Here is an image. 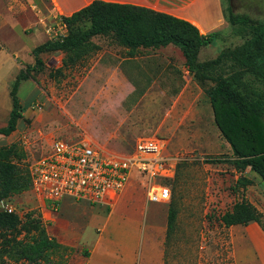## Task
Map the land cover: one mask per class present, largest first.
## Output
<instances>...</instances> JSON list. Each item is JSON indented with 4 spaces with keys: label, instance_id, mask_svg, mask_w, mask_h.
<instances>
[{
    "label": "rangeland",
    "instance_id": "rangeland-1",
    "mask_svg": "<svg viewBox=\"0 0 264 264\" xmlns=\"http://www.w3.org/2000/svg\"><path fill=\"white\" fill-rule=\"evenodd\" d=\"M38 1L41 0H0V13L17 17L0 25V41L24 60L33 58L28 49L44 36L37 31L24 34L19 28L27 20L20 14H34ZM221 1L223 12L230 5L236 13L264 19V0ZM44 2L42 7L47 5ZM223 24L215 41L200 49L199 60L214 58L224 48L234 47L248 37L247 30L239 35L226 20ZM88 26L83 22L78 28ZM30 28L29 24L22 26L26 32ZM47 33L51 38L52 32ZM92 40L99 49L62 72L56 71L62 63V52L40 54L42 66L31 71L30 78L22 81L18 89L22 117L14 132L0 135V146L16 142L25 154L22 164L28 166L49 150L55 138L75 141L86 137L101 151L113 154L129 152L139 137L163 138L164 153L178 158L177 173L170 183L171 197L165 203L176 209L174 229L165 235L166 264L227 261L232 252V227L222 225L218 215L245 197L263 213L264 227V180L249 168L243 172L235 169L232 150L215 125L205 94L211 83L199 82L186 70L184 57L175 45L129 50L112 35L94 36ZM121 64L135 85L119 67ZM24 66L20 63V67ZM232 69L223 64L217 72L228 74ZM17 72L16 62L5 53L0 54V126L8 119L9 89ZM240 82L248 94L264 89L248 72L241 75ZM141 89L143 93L138 94ZM243 177L251 179L252 184L243 186ZM127 188L145 197V188L136 177ZM8 201L20 212L34 210L42 219L30 190L10 196ZM151 204L146 203L149 208ZM112 206L71 202L53 214L54 221L42 219L48 235L66 247L52 251L50 261L36 264H69L70 260L79 264L76 260L85 259L91 248L85 240L99 236L102 222L98 221L115 210L116 206ZM148 212L146 208L144 215ZM68 220L83 232L85 240L80 231L67 226ZM0 264L34 263L0 255Z\"/></svg>",
    "mask_w": 264,
    "mask_h": 264
},
{
    "label": "trees",
    "instance_id": "trees-1",
    "mask_svg": "<svg viewBox=\"0 0 264 264\" xmlns=\"http://www.w3.org/2000/svg\"><path fill=\"white\" fill-rule=\"evenodd\" d=\"M223 13L225 20L236 27V34L241 35L247 30L248 37L203 61L198 59L200 49L213 43L219 31L203 34L190 21L165 12L134 4L93 0L70 15L60 16L67 26L66 35L49 38L32 49L34 64L21 67L9 89L11 108L6 123L0 126V135L8 136L15 131L18 119L22 117L18 88L22 80L30 78L31 71L42 66L40 54L62 52L61 66L56 68L57 72H62L99 49L92 40L94 36L112 35L129 50L156 49L172 44L180 49L186 70L199 82L211 83L205 88V94L215 125L230 145L235 169L243 172L249 168L264 180V89L248 94L240 87V78L245 72L264 85V19L236 13L230 5ZM83 22L89 26L79 29L78 25ZM223 64H229L232 71L228 74L217 72ZM49 74L54 75L51 71ZM138 93H143V89ZM24 156L16 142L0 146V200L30 190L28 166L22 164ZM176 173L177 168L175 176ZM174 179L169 183L172 184ZM241 183L247 186L252 180L243 177ZM175 218L176 209L169 205L166 235L174 229ZM262 218L263 213L245 197L218 215L219 222L226 227L255 221L264 230ZM65 247L48 235L41 217L34 210H28L22 216L0 210V255L36 264L50 261L52 251Z\"/></svg>",
    "mask_w": 264,
    "mask_h": 264
},
{
    "label": "crops",
    "instance_id": "crops-1",
    "mask_svg": "<svg viewBox=\"0 0 264 264\" xmlns=\"http://www.w3.org/2000/svg\"><path fill=\"white\" fill-rule=\"evenodd\" d=\"M91 1L93 0H46L47 5L43 7L41 3L44 4V0H41L40 3L38 1V3L34 4L37 8V10L34 11L36 16L32 11H26L25 14L16 13L22 15L23 18L27 20L23 25L29 24L31 27V30L28 32L22 29L23 25L19 29L23 31L24 34H34V31L41 32L44 37L41 39L40 43H43L49 38L47 32L51 26L56 23L58 16L70 15L72 12L88 5ZM103 1L134 4L165 12L190 21L197 26L199 31L203 34L219 31L220 28L223 27L225 20L221 0ZM16 11H18V9ZM15 18L17 17L14 14L6 16L0 13V25H5L8 23L9 19ZM40 43H36L34 46L30 47L28 52L31 53L32 49ZM0 44L2 45L0 54L5 53L10 59L14 60L17 64L18 71L21 68L20 63L24 65L34 64V56L29 60L21 59L17 53L10 51L1 41ZM119 67L122 68L129 79V75L125 71L123 64H121V66L119 65ZM130 82L132 85L134 84L131 80ZM128 184L129 182L119 193L113 204L112 208L116 206L115 210L110 211L106 215L100 213L103 215L100 221H98L102 222L101 232L99 236L93 237L92 241L83 239V232L80 229H76L74 227L75 224L68 220L67 226L70 229L80 231L81 239L87 241L91 247L88 249V256L85 257V259L76 260V263L166 264L165 235L168 215L166 202H151L152 204L149 208L146 205L148 202L147 199H145L146 196L144 197L134 189L127 188ZM71 202L80 201L64 198L59 202V206L56 210H52L48 202L39 206L43 221H54L52 217L53 214L59 213L62 207L66 209L68 203ZM146 208H148L149 212L148 215L145 216L144 212ZM259 211L261 212V210ZM60 226L61 225H59V227ZM229 227H232V234L230 237L232 252L227 261L215 264H264V230L261 225L252 221L248 224H234ZM105 232L106 235L104 234ZM110 233H112V235H109ZM69 264H72V260L69 261Z\"/></svg>",
    "mask_w": 264,
    "mask_h": 264
},
{
    "label": "built area",
    "instance_id": "built-area-1",
    "mask_svg": "<svg viewBox=\"0 0 264 264\" xmlns=\"http://www.w3.org/2000/svg\"><path fill=\"white\" fill-rule=\"evenodd\" d=\"M51 38L66 35L67 26L57 17ZM166 141L154 136L139 137L125 154L105 153L86 137L70 141L55 138L49 150L28 165L30 192L39 206L48 202L56 210L64 198L90 204L112 206L133 177L145 188L149 202H168L170 181L178 158L165 154ZM0 210L17 213L8 199L0 200Z\"/></svg>",
    "mask_w": 264,
    "mask_h": 264
}]
</instances>
